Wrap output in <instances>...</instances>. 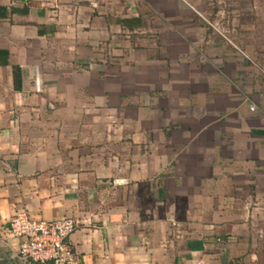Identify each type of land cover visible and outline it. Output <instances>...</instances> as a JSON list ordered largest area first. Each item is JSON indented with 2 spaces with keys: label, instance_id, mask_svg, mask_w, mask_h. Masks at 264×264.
Returning <instances> with one entry per match:
<instances>
[{
  "label": "crops",
  "instance_id": "obj_1",
  "mask_svg": "<svg viewBox=\"0 0 264 264\" xmlns=\"http://www.w3.org/2000/svg\"><path fill=\"white\" fill-rule=\"evenodd\" d=\"M180 2L0 0V264H23L19 211L75 218L76 264L252 259L264 84L210 61Z\"/></svg>",
  "mask_w": 264,
  "mask_h": 264
},
{
  "label": "rangeland",
  "instance_id": "obj_2",
  "mask_svg": "<svg viewBox=\"0 0 264 264\" xmlns=\"http://www.w3.org/2000/svg\"><path fill=\"white\" fill-rule=\"evenodd\" d=\"M180 3L185 9L182 18H188L193 25L191 29H196L203 40L201 49L209 60L233 65L240 90L250 79L260 88L264 84V0H181ZM240 72L246 73L244 78L239 76ZM252 228L250 238L237 242L235 254L248 246L254 254L252 259L247 256L246 264H264V237L261 236L264 216H257Z\"/></svg>",
  "mask_w": 264,
  "mask_h": 264
},
{
  "label": "built area",
  "instance_id": "obj_3",
  "mask_svg": "<svg viewBox=\"0 0 264 264\" xmlns=\"http://www.w3.org/2000/svg\"><path fill=\"white\" fill-rule=\"evenodd\" d=\"M77 227L73 217L48 220L25 211L16 212L6 224L9 234L18 240L17 253L23 264H76L69 237Z\"/></svg>",
  "mask_w": 264,
  "mask_h": 264
},
{
  "label": "trees",
  "instance_id": "obj_4",
  "mask_svg": "<svg viewBox=\"0 0 264 264\" xmlns=\"http://www.w3.org/2000/svg\"><path fill=\"white\" fill-rule=\"evenodd\" d=\"M0 56H2L5 60V64L7 63V52L4 50H0Z\"/></svg>",
  "mask_w": 264,
  "mask_h": 264
}]
</instances>
